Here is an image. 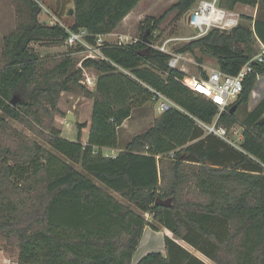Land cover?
I'll return each mask as SVG.
<instances>
[{
  "label": "trees",
  "instance_id": "obj_1",
  "mask_svg": "<svg viewBox=\"0 0 264 264\" xmlns=\"http://www.w3.org/2000/svg\"><path fill=\"white\" fill-rule=\"evenodd\" d=\"M14 1L22 6V18L4 39L0 67L3 252L15 249L17 264H132L145 227H163L173 236L164 237L166 256L149 253L136 264H205L174 240L185 241L214 264H264V123L259 124L264 97L244 114L239 152L196 125L194 119L212 123L219 110L187 88L190 79L182 71L169 68L170 55L145 45L142 37L126 45L102 44L100 57L83 59L82 68H75L72 47L52 64L31 44L64 46L67 31L41 22L34 0ZM141 1L71 0L70 30L85 31V42L95 46L98 36L111 34ZM195 2L175 0L170 11L179 18ZM237 5L264 11V0L219 1L229 10ZM164 18L146 19V28L154 32ZM245 19L250 27L239 23L228 33L212 29L177 52L198 50L214 58L220 72L236 76L255 54L254 38L264 45L262 15ZM148 40L152 45V36ZM83 69L97 73L94 90L85 88L92 99L90 122L78 124L77 139L70 141L43 123L40 107L43 102L55 109L62 92L83 88ZM254 70L236 100L219 114L216 125L227 132L238 123L235 110L248 102L264 65ZM159 95L173 106L116 157H104L103 148H117V129L132 110ZM11 122L30 132L40 127L45 146Z\"/></svg>",
  "mask_w": 264,
  "mask_h": 264
},
{
  "label": "rangeland",
  "instance_id": "obj_2",
  "mask_svg": "<svg viewBox=\"0 0 264 264\" xmlns=\"http://www.w3.org/2000/svg\"><path fill=\"white\" fill-rule=\"evenodd\" d=\"M39 2L41 6H43V8L40 7L41 12L38 16V19L41 22L47 25H52L50 22V16L48 14L50 13L60 19V21L67 27H70L72 25L73 19L67 13V10L72 7L71 0H39ZM196 3L197 0L188 11H186L181 17L178 18L176 11H170V8L175 4V0H142L137 5V7L131 12V14H129V16L124 19L123 22L118 26L119 28L114 34L112 44L118 45L119 43H121L122 45H126L130 44L131 42L136 43L140 41L145 32L148 31L147 37L150 35L153 39V43L152 45H150L152 46V48L157 50V48L161 47L163 42H168L169 40H171L166 47L167 50L171 52V56H180V61L177 66V70L182 71L189 79H202L200 70H202L206 76L211 70H219L216 60L210 56L202 55L198 50H195L193 54L188 52H177L185 45L206 36L204 35L199 37L198 32L193 30L187 22L188 15L193 11ZM21 7L22 6L17 1L0 0V67H2L3 65V60L1 56L4 45L3 40L17 29L19 22L22 18V16L19 15ZM221 9L237 13L239 15V23H242L245 26L249 27L252 25V22L245 18H250L253 20L260 14L264 18L263 10H253L251 8H246L243 5H237L232 10L223 7H221ZM161 16H165V18L157 27V29H155V31L151 33L149 29L146 28V19H158ZM222 32L228 33L229 31ZM96 46L97 43L95 46H90L85 41L78 42L74 46H72L71 49L75 50V52L71 53L72 59L75 63V68H82L81 64L83 59L100 57V54H98V52L93 51V49H96ZM252 46L255 51V56L259 52V43L255 38L253 40ZM68 48L69 47H66L65 44L61 47H46L41 44H31V49L34 50L40 56V58H42L43 60H51L52 64L56 62V60H59L60 56L67 53ZM197 59H199L201 63H198ZM80 65L81 67H79ZM83 71H85L89 77L91 76L92 79L96 82L97 73L93 69H85ZM82 79L85 80V76H83V74L81 81ZM85 88V85H83V88L74 86L71 91L62 92L63 94L61 93L58 96L55 109L48 105H45L43 102V105L40 107L39 116L43 123L52 125L60 131L62 138H65L70 141H75L77 139L78 124L86 123L87 125H89L90 122L92 99L85 93L87 89ZM93 90L94 88L90 89L89 91ZM263 97L264 72L260 74V78L254 83V86L250 92L248 102L240 105L239 108L235 110V116L238 123L232 128V130L227 132V134L225 135V139L227 141L235 143V146L226 142V140L224 139H219L225 142L226 144L230 145L237 151L241 152V149L239 147L243 139V127L241 126V122L244 119V114L247 111L252 110L255 105L259 102V100ZM159 99L160 100L158 102L151 101L150 108H137L134 111L132 119L128 121L125 125L133 134V138L150 129L153 126V123L150 121L152 119L151 117H154L155 115L159 116L163 112L160 111L159 105L162 99L161 95L159 96ZM157 107L159 111H154ZM68 114H71L75 118L76 123H73L66 119ZM11 125L21 131L29 139L37 142L42 146H45V143L41 138L42 129L40 127H37L38 129H36L35 132H30L29 128H26L24 125H19L14 122H11ZM87 131L88 128L81 130V142H84V137ZM204 133L207 134L205 131ZM124 143L125 139L121 135L120 146L124 145ZM168 157L172 159L174 158V154L170 153ZM73 166L77 171L83 173L80 165ZM121 201L123 202V200ZM147 220H151V218L148 217ZM4 247V241L0 238V249L3 250ZM10 252L11 253H7L6 255L13 256L12 254L15 253V249L10 250Z\"/></svg>",
  "mask_w": 264,
  "mask_h": 264
},
{
  "label": "built area",
  "instance_id": "obj_3",
  "mask_svg": "<svg viewBox=\"0 0 264 264\" xmlns=\"http://www.w3.org/2000/svg\"><path fill=\"white\" fill-rule=\"evenodd\" d=\"M41 8L40 2L38 0H34ZM45 10V9H44ZM50 16V22L52 25H59L63 29H65L68 33V38L65 41V46L72 47L76 43L85 41L84 38L87 36V33L83 30H80L78 33L72 32L70 27L64 25L60 19H58L55 15L48 13ZM188 25L198 32V36L206 35L212 29H219L222 31H230L234 27H236L239 23V15L232 11H226L221 9L219 6V0H197L195 8L188 15ZM101 36L97 38V46H101L102 43ZM122 41V40H121ZM163 42L161 47L157 48L158 51L168 54L171 56V52L167 50V44L170 42ZM258 41V40H257ZM134 43V42H131ZM259 43V52L255 55L250 61H248L238 72L236 76H229L223 74L219 70H211L207 75L206 79H195L191 78L186 86L188 89L193 91L194 93L203 96L205 99L209 100L212 104L217 106L219 110V114L225 112L227 107L232 104L239 94L242 92V83L244 78L251 73H254V66L264 65V45L258 41ZM118 45H122L119 43ZM88 47V46H87ZM152 47V46H151ZM97 49H93V51L98 52ZM99 53V52H98ZM180 61L179 55H172L168 61V66L171 69H177V66ZM81 67V65L79 66ZM84 70V69H83ZM83 76H85V80L82 79L80 81L81 84L85 85L88 90L95 87V80L92 77L88 76L85 71H83ZM260 78L258 74L256 76V80ZM160 96V95H159ZM164 102L160 104V111H164L166 106H173L171 102L167 99L163 98ZM219 114L214 118L212 123L206 124L200 120L194 119L196 125L203 129L207 134L215 136L220 139H225V135L227 131L224 127L217 126V120ZM232 130V129H231ZM226 142L235 146V143L230 141ZM161 155H156L155 158L159 159ZM147 219L149 217L148 214L144 215Z\"/></svg>",
  "mask_w": 264,
  "mask_h": 264
},
{
  "label": "crops",
  "instance_id": "obj_4",
  "mask_svg": "<svg viewBox=\"0 0 264 264\" xmlns=\"http://www.w3.org/2000/svg\"><path fill=\"white\" fill-rule=\"evenodd\" d=\"M245 7L246 8H251L253 10H257L258 9L257 7L256 8H253V7H250V6H245ZM118 28L119 27H117L111 34L101 36L100 37V39H101L100 43H102V44H104V43L112 44V40L114 39V34L118 30ZM3 42H4V40H3ZM98 47L99 46H96L97 50H98ZM159 100L160 99L158 98V100H155V101L158 102ZM162 102H164V100L161 99L160 103H162ZM153 103H155V102H153ZM160 103H159V105H160ZM159 105H158V107H159ZM150 107H151V102H148L144 106L139 107L138 109H146V108H150ZM158 107L154 111H159ZM166 108H168V106H166ZM136 109L137 108L132 110V113H131L130 117L128 119H126L123 122V124L117 129V148L116 149L103 148L101 150V152H102L104 157H108V158L116 157L118 155V153L123 151L125 146L131 141V139L133 138V134L129 131V128L126 127L125 125H126V123L128 121H130L132 119L133 113H134V111ZM156 117H157V115H155L154 117H151L152 119L150 121L153 123V120ZM152 123H151V125H152ZM149 127H151V126H149ZM87 134H88V131H87V133H86V135L84 137V141L87 138ZM121 135L125 139V143L122 146H120V137H121ZM111 194L113 196H115L116 199L121 201V199L116 194H114V193H111ZM164 237H169L171 239L173 238L172 233L166 228L160 227L158 230H153L150 227H145V229L143 231L142 238L140 240V243H139V245H138V247H137V249H136V251H135V253L133 255L132 264H136L142 257H144L145 255H147L149 253H160L163 256H166L165 255L166 254L165 253V247H164ZM174 241L179 246H181L185 251H187L188 253H190L191 255H193L194 257H196L197 259H199L203 263H205V264H214L210 259L205 257L201 252H199L196 248L192 247L191 245H189L185 241H183V240H174ZM0 264H17V257L15 255L8 256V255H6V253L3 252L2 249H0Z\"/></svg>",
  "mask_w": 264,
  "mask_h": 264
},
{
  "label": "water",
  "instance_id": "obj_5",
  "mask_svg": "<svg viewBox=\"0 0 264 264\" xmlns=\"http://www.w3.org/2000/svg\"><path fill=\"white\" fill-rule=\"evenodd\" d=\"M68 15H69V16L73 15V10H72V9L69 10ZM147 35H148V31L145 32V34L143 35V43H144L145 45L150 46L151 43H150V41L148 40ZM234 109H235V108H232V111H231V112H233ZM66 119H67L68 121H71V122H73V123H76L75 118H74L71 114H68L67 117H66ZM263 123H264V117L261 118L259 124H263ZM158 202H159L160 204H164V205H169V204H170V201H169V200H159V199H158Z\"/></svg>",
  "mask_w": 264,
  "mask_h": 264
},
{
  "label": "bare ground",
  "instance_id": "obj_6",
  "mask_svg": "<svg viewBox=\"0 0 264 264\" xmlns=\"http://www.w3.org/2000/svg\"><path fill=\"white\" fill-rule=\"evenodd\" d=\"M130 14H131V13H130ZM128 16H129V15H128ZM128 16H127V17H128ZM127 17H126V18H127ZM126 18H125V19H126ZM62 94H63V93H62ZM68 94H69V93H68ZM73 97H74V96H73ZM77 97H78V96H77ZM64 98H65V97H64ZM79 98H80V97H79ZM72 100H73V99H72ZM60 124H61V123H60ZM56 125H57V123H56Z\"/></svg>",
  "mask_w": 264,
  "mask_h": 264
}]
</instances>
